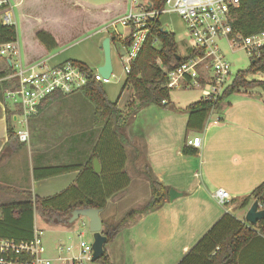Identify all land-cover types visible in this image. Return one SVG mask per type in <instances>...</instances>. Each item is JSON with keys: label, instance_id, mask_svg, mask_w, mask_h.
<instances>
[{"label": "rangeland", "instance_id": "rangeland-1", "mask_svg": "<svg viewBox=\"0 0 264 264\" xmlns=\"http://www.w3.org/2000/svg\"><path fill=\"white\" fill-rule=\"evenodd\" d=\"M137 1H141V4H144V0ZM7 2V8L3 9L10 11L12 22L16 26V43L19 57L22 60L29 59V53L37 57L43 56V58L44 56H50L49 64L73 59L84 62L93 71L104 60L101 44L103 39L107 37L108 31L113 30L112 27H107V25L128 13L131 6H134V11L136 10L135 4L131 5L132 0H8ZM140 7L142 5H139ZM4 10H0L1 20V14ZM159 19L163 25L168 26L170 32L174 33L179 53L183 56L189 53L190 38L180 16L174 12H167L161 14ZM40 29L45 30L55 38L57 42L55 47L47 49L36 38L35 33ZM117 30L118 32L124 31V27L119 22L117 23ZM112 35L113 33H110L108 36L111 38ZM154 43L156 46L159 45L158 41ZM217 44L224 58L230 63L232 78L237 71L248 68L253 58H251L245 48L237 45L230 48L224 38L218 39ZM110 45L113 74L110 76L109 81L102 85L109 100L114 101L120 96V105L118 106L121 108L122 116H127L124 120L126 121L135 110L136 101L130 86H126L121 90L126 75L124 63L122 62L124 58H122L124 55L122 42L116 37L115 41L110 40ZM9 70L11 73V65ZM247 78L249 80L264 81V71L250 73ZM8 80L10 82L9 87L16 85L14 79ZM255 88L258 89L256 91L263 92L261 88ZM6 89H1L3 101L7 102L14 113H16L17 108H15L13 99L6 98ZM74 93L77 94L67 96L64 102L54 101L50 105L49 109H51L48 114L51 115V118H55V120L51 121L53 123L52 128L49 126L46 129V127H42L44 126L43 123L40 124L37 121L35 122L34 119H29L30 139L28 143L32 146L31 148L34 152L44 146L46 148L44 151L47 153L55 150L58 161H68L74 158L77 150L90 151L89 146L92 148L97 144L100 137V129L93 119L94 108L85 97H82L83 94L80 90ZM77 97H81L82 100H77ZM200 97H202V92L198 87H173L169 91L170 104L167 107L160 109L154 104H148L150 106L148 107V112L139 114L136 123H134L135 120L129 122V127L132 124V129L134 130L133 134L135 137L133 140L136 141H133L131 145H123L126 152L124 171L131 179V182L129 180L124 192L121 191L107 200V204L101 213L102 220L116 225L121 219L125 218L126 220L129 213L135 212L148 201L145 199V195H148L146 174L154 179L160 178L169 186V189L171 188L175 191H177L176 189H181V187L184 189L188 185V181L193 180V178L189 179L186 177L189 174L188 168L181 161L183 157L176 154V149L183 145L186 136H193V133L186 127L187 116L184 113V108L188 103ZM52 100L54 99H51L48 103H51ZM48 103L45 104L47 105ZM43 107L42 105L40 108ZM178 108H181L180 111H178ZM56 115H58L57 118ZM13 123L16 129L20 127L18 122L14 121ZM118 129H121V126ZM119 142L122 143L121 140ZM68 148H72L73 152H68ZM52 152L51 155L53 156L55 152ZM48 158L50 159L51 156H48ZM32 160L34 161L33 158ZM158 172L160 175H158ZM23 199L24 197L20 193L0 191V204L19 202ZM192 200L186 195L176 196L173 200L169 198V201L164 203L158 212L167 209L171 218L172 216L177 217L176 211L184 209L186 205L192 203ZM208 204L212 208L223 209L221 205H215L211 202H208ZM35 215L37 228L42 230L41 237L46 248L44 255L52 260V264H61L56 258L55 245L58 239H62L66 245H76L80 241L86 243H92L93 241V234L89 230L88 219L85 216H80L70 223V225L72 224L70 229L66 230L61 226L51 225L44 221L38 213ZM131 220L132 218L128 219V222ZM143 224H141L142 233L131 239L132 247L135 246L133 248V256L140 255L142 258L136 262H126L128 264H150L148 261V251L150 249L145 235L147 226ZM130 226L128 225V228L123 232L128 234L131 230ZM79 233L80 235L77 236ZM173 233L174 229L171 223V246H173V241L176 240L174 236L172 237ZM117 240H111L106 243V250L109 247L113 248ZM172 255L170 254L169 262L170 264H175L181 256L180 254L176 255V257ZM174 258L175 260H173ZM85 264L97 263L88 261Z\"/></svg>", "mask_w": 264, "mask_h": 264}, {"label": "trees", "instance_id": "trees-1", "mask_svg": "<svg viewBox=\"0 0 264 264\" xmlns=\"http://www.w3.org/2000/svg\"><path fill=\"white\" fill-rule=\"evenodd\" d=\"M149 1L152 8L157 10L163 8L165 4V0ZM232 15L231 28L234 36L239 34L246 37L264 30V0H240L238 6L232 10ZM162 25L159 16L149 20V30L135 58L131 61L129 72L126 73L122 83L121 90L126 86H130L133 90L136 101L135 110L148 104L167 107L170 104V89L166 86L167 72L179 66L189 57L200 53L190 49L186 55H180L174 33L164 32L161 30ZM36 37L47 49L56 45L54 37L44 30L37 31ZM16 40L15 24H3L0 19V44L16 42ZM115 40L116 36L112 35L111 41ZM156 41L159 42L158 46L154 43ZM129 42L130 38H128ZM72 61L78 63L88 73L87 83L80 91L94 108L93 119L100 129L99 141L92 148L89 146L90 151L77 150L74 158L68 162L34 168L35 179L73 170L78 171L74 180L57 193L38 196L28 190H18L11 186L0 185V191L17 192L24 197L19 202L0 204V237L15 242L29 240L34 227L35 212L51 225L68 226L72 210L79 207L104 209L107 200L116 192L123 190L129 183V176L124 171L126 152L123 144H127V141L118 129L123 126L127 116H122L117 100L111 101L107 98L102 83L94 79L92 69L84 62L73 59ZM256 71H264V45L260 48L259 55L251 60L247 69L236 72L219 99L214 101L200 97L185 106L184 109L188 114L187 129L202 131L209 111L216 108L229 94L239 89L247 90L259 87L264 92V81L247 78L248 74ZM7 74H10V70L0 72V77ZM16 81L17 79H14L15 83H17ZM9 83V80H3L0 83L1 89L9 87ZM61 96L60 93L47 96L41 101L38 108L46 100ZM0 98L3 99L1 95ZM6 112L7 139L0 152V161L23 144L17 138L12 121L14 111L6 108ZM71 149L68 148V151L73 152ZM181 152L183 155H195L197 148L184 144ZM95 158L100 165L99 172H96L93 166ZM146 178L149 182L150 197L141 208L129 213L126 220L159 206L167 195V186L147 174ZM251 199L258 201L259 205L264 208V182L256 186L250 194L231 199L230 203L234 204L235 208H243L248 205ZM126 220L123 218L116 225L102 220V233L107 237L105 244L113 239ZM259 233L264 235V217L256 224H251L244 219H238L231 212H225L176 264H240V251ZM105 244L103 254L95 260L97 264H111Z\"/></svg>", "mask_w": 264, "mask_h": 264}, {"label": "crops", "instance_id": "crops-1", "mask_svg": "<svg viewBox=\"0 0 264 264\" xmlns=\"http://www.w3.org/2000/svg\"><path fill=\"white\" fill-rule=\"evenodd\" d=\"M109 34L110 32L108 31L107 36ZM46 57L51 59L50 56H44V58ZM28 58L29 59L25 60L21 58V60L23 62H30L38 58H43V56L37 57L29 53ZM9 69L10 60L4 55H0V72H8ZM7 75L0 77V83L6 79ZM256 90L258 89H239L229 94L216 108L209 111L202 131L190 130L193 136H199L201 138V145L197 148V153L195 155H183L181 152L182 146L188 144L187 141L193 137L186 136L183 145H180V147L176 149V154L183 157L181 161L188 168L189 174L186 177L189 179L193 178V180L188 181V185L184 189H182V187L181 189H176L178 192L176 196L186 195L193 199L192 203L186 205L184 209H178V211H176V218L174 216L171 218L167 209L165 211L162 210L163 212H158L160 207L169 201L167 191V197H165L159 206L137 214L130 222H128V220L124 222L123 224L125 226L122 224L123 226H120L112 239L114 241L118 239L114 244L115 246L107 249L111 264H128L126 262L131 263V261L136 262L141 260L142 257L140 255L133 256V248H135V246L132 247L131 239H134L138 234L142 233L141 224L143 223L144 226H147L145 235L150 249L148 251L149 263L170 264V254H173L172 256L175 255V257L180 254L182 257L225 212H231L238 219H244L245 211L253 200L251 199L248 205L243 208H235V205L230 203V200L235 197L250 194L256 186L264 182V94ZM76 94L77 93L62 95L52 100L51 103H48L50 101L49 99L46 100L45 103L48 104H42L44 107L40 108L41 105L37 113L29 119H34L35 122L37 121L40 124L43 123L44 126L42 127H46V129L49 128V126L52 128L53 123L51 121L55 120V118H51V115L48 114L52 102H64L67 96H74ZM0 95L2 96L1 89ZM82 97H84V95ZM119 98L120 96L116 99L117 105H120ZM77 100L81 101L82 98L77 97ZM87 101L89 102L88 99ZM77 107L79 108V106ZM118 107L121 110L120 106ZM148 107L150 106L145 105L134 110L127 120L124 121L121 129H119L125 137L127 144L131 145L133 141H136L133 140L135 137L133 134L134 130L132 129V124L129 127V122L135 120L134 123H136L139 114L146 111L148 112ZM157 107L160 109L162 108L159 106ZM6 108L12 110L7 102L0 98V152L7 139ZM180 109L181 108H178V111H180ZM184 113L188 116L186 111ZM13 115H15V113L12 114V117ZM57 116L58 115H56V118ZM47 117H49V119H47ZM29 121L30 120H28V122ZM14 127L16 129L15 124ZM28 142L29 140L23 142L20 148L0 161V185L11 186L18 190H28L31 191L33 195L48 196L59 192L74 180L78 174L76 170L35 179L33 176L35 167L53 166L70 160L58 161L55 150H53V152L51 151L52 153L55 152L52 156L51 152L47 153L44 151L46 149L44 146L42 149L39 148V150L34 152L31 148L32 146ZM32 155H34V157H32ZM48 156H51V158L49 159ZM158 175H160L159 172ZM155 179L165 184L160 178ZM146 181L148 195H145V199L148 200L150 197V187L147 178ZM165 186H167L169 190V186L167 184H165ZM217 188H223L229 194V199L223 204H220L214 197V192ZM121 191L124 192V189L116 192L112 197ZM208 202L215 205L218 204L219 206L221 205L223 209H217L216 207L212 208ZM102 212L103 209L100 211V216ZM35 214L36 213H34L33 216V225L37 228ZM171 223L174 229L172 237L174 236L176 238V240L173 241V246H171L170 237ZM71 225L64 226L59 224L55 226H61L63 229L69 230ZM128 225H131L129 227L131 230L126 234V232L123 231L128 228ZM79 235L80 233L77 234V236ZM59 244L66 245L62 239H58L55 249H57ZM63 253L65 254V252H62V254ZM57 256L58 252L56 250V257ZM180 259H178V261ZM173 260H175V258ZM239 262L240 264H264V235L259 233L242 248L239 254Z\"/></svg>", "mask_w": 264, "mask_h": 264}, {"label": "built area", "instance_id": "built-area-1", "mask_svg": "<svg viewBox=\"0 0 264 264\" xmlns=\"http://www.w3.org/2000/svg\"><path fill=\"white\" fill-rule=\"evenodd\" d=\"M7 1L0 0L2 10L8 5ZM141 3L132 0L131 5L135 4L136 10L131 6L128 13L107 25L113 29L110 33L122 42L125 73L129 72L130 63L146 37L149 20L160 17L163 13L174 12L180 16L191 41L190 49L200 52L167 72L166 86L169 89L195 86L201 89L203 98L215 101L221 97L224 88L232 79L230 63L224 58L217 40L224 38L230 48L236 45L245 48L251 58L258 56L264 45V30L246 37L232 34V10L238 6L240 0H165L160 10L152 7L148 9ZM139 5L142 7L139 8ZM1 18L3 24H14L11 13L6 9ZM118 22L124 27V31L118 32ZM0 55L6 56L12 67V72L5 80L17 79L16 85L7 88L5 94L7 99H13L17 108L16 122L20 127L15 132L20 142L29 140L28 120L37 113L43 99L55 93L72 94L87 83V71L72 60L49 64L50 58L46 57L23 62L16 42L0 44ZM112 74L111 72L110 76ZM110 76L104 78L97 69L93 71L94 79L102 84L108 82ZM187 142L198 148L201 138L193 136ZM214 197L223 204L229 199V194L223 188H217ZM41 235L42 230L33 227L29 240L15 242L0 237V264H52V260L44 255L46 248ZM56 250V258L61 264H85L92 261L91 243L80 241L76 246L59 244Z\"/></svg>", "mask_w": 264, "mask_h": 264}, {"label": "water", "instance_id": "water-1", "mask_svg": "<svg viewBox=\"0 0 264 264\" xmlns=\"http://www.w3.org/2000/svg\"><path fill=\"white\" fill-rule=\"evenodd\" d=\"M144 6L148 9L152 7V4L149 0H144ZM161 30L168 32L169 28L167 25H162ZM111 38L109 36L105 37L102 41L101 47L103 49L104 60L103 63L97 67L98 72L104 77L108 78L112 72V59H111ZM13 121H16V115L12 117ZM93 166L96 172L100 171V165L98 160L93 159ZM178 194L174 189H169L168 195L170 199H173ZM101 208H92V207H79L72 210L71 215L68 219L69 223H72L80 216H85L88 219L89 230L93 234L92 241V261H95L100 257L104 252V244L107 240V237L102 233V218L100 216ZM264 217V208L260 207L258 201L254 200L250 207L247 209L245 214V221L256 224L260 219Z\"/></svg>", "mask_w": 264, "mask_h": 264}]
</instances>
